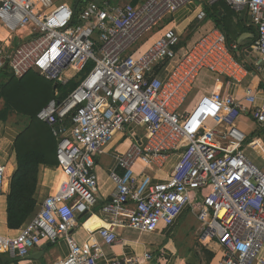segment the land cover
I'll list each match as a JSON object with an SVG mask.
<instances>
[{"label":"built area","instance_id":"1","mask_svg":"<svg viewBox=\"0 0 264 264\" xmlns=\"http://www.w3.org/2000/svg\"><path fill=\"white\" fill-rule=\"evenodd\" d=\"M192 1L0 0V29L7 35L0 39V69L16 78L35 72L54 87L84 73L64 99H52L37 114L56 141L66 189L45 198L16 236H0V253L25 259L34 247L63 240L68 254L55 264L159 262L162 254L106 258L102 246L121 245L115 227L156 233L187 211L198 224V242L219 246L217 264H264V166L246 156L247 137L237 127L241 116L263 126L264 100L257 104L250 87L239 97L230 93L248 73L222 32L211 30L181 47L167 21ZM219 2L247 15L256 32L252 51L263 69L264 0L205 4ZM205 18L203 10L195 15L199 24ZM203 72L222 79L220 92L198 95L184 109ZM118 135L132 143L107 177L112 190L100 214L108 225L85 229L93 216L86 218L80 226L87 239L79 244L73 231L93 213L100 192L94 156ZM173 157L170 174L154 179ZM6 182L0 163V196Z\"/></svg>","mask_w":264,"mask_h":264},{"label":"crops","instance_id":"2","mask_svg":"<svg viewBox=\"0 0 264 264\" xmlns=\"http://www.w3.org/2000/svg\"><path fill=\"white\" fill-rule=\"evenodd\" d=\"M207 1L208 0H193L192 3L174 13V15L167 21V26L175 27L180 35V38L182 36H187L186 44L181 45V47L188 48L200 37L211 30L216 29L220 31L216 27L213 20L207 18L208 13L212 15L216 14L229 30L228 37H226L227 47L229 48L235 60L242 63L245 71L248 73V76L242 81L241 87L231 89L230 93L239 97L242 95L245 87H250L255 93L257 104H260V102L264 100V89L259 87L261 84H264V68L259 69V64L262 65L261 59L254 51H252V47L256 40L255 29L249 26V19L245 13H234L233 11H230L228 6L223 2L216 3L212 6H207L205 4ZM115 4L120 3L116 0ZM200 10L205 11L206 18L202 23L199 24L195 20V15ZM205 29H207L206 32ZM149 40H151V37ZM149 42L143 44L144 49L146 46H148ZM233 46L236 47L235 50H232ZM164 75L165 74L163 73L160 74L162 78ZM202 77L205 78L203 80L204 84L202 86L204 88L209 85L211 78H215L217 82H222L221 78L216 77L215 75L208 72H203ZM2 82H6V79L1 78L0 76V83ZM1 107L3 108V100L0 98V108ZM247 118L250 117L241 116L237 121V127L246 135L247 140H249V138H251L255 132L264 128V125L259 126L255 122L253 125H249ZM26 121V118L15 114H9L6 117L5 122L0 120V163L4 164L5 166V174L8 172V174H6L7 182L4 188V193L0 196V236L2 237H14L17 235L18 230L22 227L21 226L18 230L8 229L6 196L9 194V181L15 170V153L13 144L18 135L25 129L27 125ZM246 126L249 128L247 131L245 130ZM119 137L120 135L116 136L114 142L117 140L122 141L119 140ZM261 137L264 136L251 139L249 143L252 145L250 146V144H248L245 148H248L249 150H253L252 148H254V152L257 153L259 157H264V141ZM114 142L112 144L114 145V150L108 153V160L104 159L102 156L105 155L109 147H106L102 153L94 156V161L96 164L95 169L100 185L98 206L97 208L95 207L93 209L92 214L80 218L79 227L73 231V236L79 244H83L87 239V234L84 228L93 230L95 227L108 225L107 219L100 214V208L109 201V195L112 190V186L108 183L107 177L115 167L116 156H118L120 153H123L126 149L125 148L122 152L118 151L115 145L116 142ZM175 159L176 157H173L171 161L165 166L164 172L157 173L154 179L161 180L166 178V176H168L171 172L173 161ZM263 165L264 164L260 158V164L258 166L263 167ZM154 173L155 171L150 172L151 175ZM65 189L66 180L57 166H39L36 191L33 197L37 202L36 210L39 209V205L45 198L57 193H61ZM90 216L93 217H91V219L85 223L84 228L80 226L85 222V219L89 218ZM187 216L189 219L192 218L195 220L194 216L186 211L177 218L173 227L162 228L158 232L151 234H134L132 231H129L124 227H115V233L118 235L121 245L113 246L112 248L102 246L104 256L106 258H120L123 256H136L142 258L145 253H151L155 257H159L162 254V258L159 260V262L153 260L148 264H217L222 257L221 250L216 243L201 244L198 242V224L196 220V231H185V228L191 227L189 222L186 223L185 227L181 229V224L185 218H187ZM189 234L192 236L187 237ZM198 246L200 247L199 250L197 248ZM202 249H205L208 251V253L214 255L211 261H207V255ZM67 254L68 249L65 242L63 240H59L55 244L48 245L47 243H42L38 247H34L31 250L29 256L25 259H12L8 255L0 253V264H55L63 260ZM98 264L105 263L101 260Z\"/></svg>","mask_w":264,"mask_h":264},{"label":"trees","instance_id":"3","mask_svg":"<svg viewBox=\"0 0 264 264\" xmlns=\"http://www.w3.org/2000/svg\"><path fill=\"white\" fill-rule=\"evenodd\" d=\"M141 1L143 0H130L132 4ZM112 2L116 3V0ZM207 18L213 20L225 38L228 37L229 30L216 14L208 13ZM83 75L84 73H80L66 84H58L54 87L52 83L47 82L35 72H29L19 79L10 74L8 69H0L1 78L6 79V82L0 83V98L3 100L0 120L5 122L9 114H15L28 121L25 129L13 144L15 170L9 181V194L6 196L7 227L10 230H18L36 210L37 202L33 197L36 191L39 166H57L56 141L50 128L37 119V114L52 99L56 98L58 101L64 99L77 87ZM259 87L264 89V84ZM53 89L54 92L55 90L58 92L57 97L53 94ZM262 130L264 128L255 132L246 141V145L251 139L264 136ZM261 138L264 141V137ZM202 250L207 255V261H211L214 255L205 249Z\"/></svg>","mask_w":264,"mask_h":264},{"label":"rangeland","instance_id":"4","mask_svg":"<svg viewBox=\"0 0 264 264\" xmlns=\"http://www.w3.org/2000/svg\"><path fill=\"white\" fill-rule=\"evenodd\" d=\"M130 0H117V2H119L120 4H125V3H127V2H129ZM207 31V29H205V32ZM205 32H203V33H205ZM7 37V35H6V33H4V31L2 30V29H0V39H5ZM12 41L14 42V45H16V41L18 40V38L17 37H15V36H13L12 38ZM25 39V37H23V40ZM181 45H183V44H186V41H187V36H182L181 38ZM209 77V76H208ZM205 78L204 77H202V75H200V77L197 79V81L195 82V84H194V86H193V88H194V90L191 92V94H190V96H189V98H188V100H187V102H186V104H185V107H184V109L186 108V107H188L195 99H196V97L199 95V96H205V97H210L211 95H217L219 92H220V90H221V85H222V82H217L216 80H215V78H211V80L209 81L210 83H209V85H207V87H202L203 86V80H204ZM199 91H201L200 92V94L198 93ZM2 108V107H1ZM1 108H0V110H1ZM10 116H12V115H10ZM248 119V121H249V125H253L254 124V121L251 119V118H247ZM26 124H27V121H26ZM249 128H248V126H246L245 127V130L247 131ZM244 130V131H245ZM135 133H136V135L140 138V139H142L143 138V130H141L140 128H136L135 129ZM114 142V141H113ZM113 142L112 143H110L108 146H107V148H108V150H107V152L105 153V155H103L102 157L104 158V159H106V160H108V157H107V155H108V153L109 152H111L112 150H114V145H112L113 144ZM116 142V143H115ZM114 143H115V145H116V147H117V150L118 151H120V152H122L125 148L127 149L128 148V146L132 143V139H127V138H124L122 141H115ZM129 144V145H128ZM112 145V146H111ZM127 146V147H126ZM125 149V150H126ZM124 150V151H125ZM244 151H245V154H246V156H248L249 157V159L252 161V163H254L255 165H259L260 164V157L258 156V154L257 153H255L254 152V150H249L248 148H244ZM4 165V164H3ZM264 166V165H263ZM6 174H8V172L6 173ZM97 206H98V203H97V205H96V208H97ZM189 215V214H188ZM189 222V225L191 226V227H187V228H185V231L187 230V232H191V231H196V228H197V226H196V222H195V220L194 219H192V218H188V216H187V218H185V220L182 222V224H181V229L182 228H184L185 227V224L186 223H188ZM189 230V231H188ZM132 233H134V234H137V233H135V232H132ZM192 235H188L187 237H191ZM198 248V250L200 249V247L198 246L197 247Z\"/></svg>","mask_w":264,"mask_h":264},{"label":"water","instance_id":"5","mask_svg":"<svg viewBox=\"0 0 264 264\" xmlns=\"http://www.w3.org/2000/svg\"><path fill=\"white\" fill-rule=\"evenodd\" d=\"M5 69H7L6 67H5ZM48 245H49V243H47Z\"/></svg>","mask_w":264,"mask_h":264}]
</instances>
